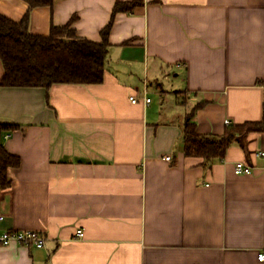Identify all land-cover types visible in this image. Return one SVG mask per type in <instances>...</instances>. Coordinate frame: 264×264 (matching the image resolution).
<instances>
[{
  "label": "crops",
  "instance_id": "1",
  "mask_svg": "<svg viewBox=\"0 0 264 264\" xmlns=\"http://www.w3.org/2000/svg\"><path fill=\"white\" fill-rule=\"evenodd\" d=\"M116 1L132 0H55L29 11V31L75 16L76 36L100 42ZM141 1L113 17L102 82L0 86V122L19 125L3 145L20 160L0 235H44L40 248L0 244V264H264V0ZM27 9L0 0L13 21ZM191 111L201 134L262 129L222 158L187 157Z\"/></svg>",
  "mask_w": 264,
  "mask_h": 264
},
{
  "label": "trees",
  "instance_id": "2",
  "mask_svg": "<svg viewBox=\"0 0 264 264\" xmlns=\"http://www.w3.org/2000/svg\"><path fill=\"white\" fill-rule=\"evenodd\" d=\"M28 9L19 21L0 14V60L2 87L48 89L54 84H97L102 82L108 54L107 39L113 17L118 12H132L141 0L116 1L109 23L101 30L100 42L76 36L71 28L75 16L64 26H53L48 35L29 31V11L51 6L55 0H23ZM201 104H198L200 106ZM191 111L182 126L184 155L205 160L224 157L227 148L251 131L261 130L259 123L228 125L222 135L201 134L196 130ZM19 125L0 122V190L10 186L7 169L18 167L19 157L9 153L4 136Z\"/></svg>",
  "mask_w": 264,
  "mask_h": 264
},
{
  "label": "built area",
  "instance_id": "3",
  "mask_svg": "<svg viewBox=\"0 0 264 264\" xmlns=\"http://www.w3.org/2000/svg\"><path fill=\"white\" fill-rule=\"evenodd\" d=\"M129 100L131 103H137V99L134 96H130ZM150 98L147 96V92H144L143 96V102L145 104H148L150 102ZM226 124L229 123L228 121H225ZM7 137V135H5ZM259 156H264V152L260 151L258 153ZM166 160H170L169 156L165 157ZM234 173L237 175H243V174H251L252 173V167L249 165L244 164L243 162H236L234 165ZM4 219V216L0 213V221ZM76 236L77 238L83 237V231L82 229L76 230ZM12 242H17L25 245H34L38 248L42 247L44 244V235L38 231L34 230H25V231H17V230H7L4 231L0 235V244L1 245H8ZM257 259L259 261H264V252L257 254Z\"/></svg>",
  "mask_w": 264,
  "mask_h": 264
}]
</instances>
